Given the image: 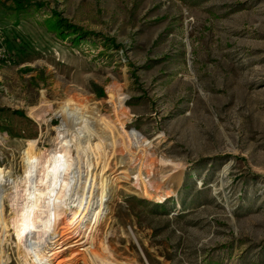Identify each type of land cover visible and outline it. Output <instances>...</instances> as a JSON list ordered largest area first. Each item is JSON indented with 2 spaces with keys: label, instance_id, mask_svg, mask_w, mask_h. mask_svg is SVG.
<instances>
[{
  "label": "rangeland",
  "instance_id": "obj_1",
  "mask_svg": "<svg viewBox=\"0 0 264 264\" xmlns=\"http://www.w3.org/2000/svg\"><path fill=\"white\" fill-rule=\"evenodd\" d=\"M56 15L81 37L51 32ZM0 35V264H27L13 182L54 154L70 101L90 108L68 120L81 175L92 129L116 160L89 230L69 212L43 264H264V0H0ZM138 146L151 174L131 172ZM153 178L174 192L145 196Z\"/></svg>",
  "mask_w": 264,
  "mask_h": 264
},
{
  "label": "bare ground",
  "instance_id": "obj_2",
  "mask_svg": "<svg viewBox=\"0 0 264 264\" xmlns=\"http://www.w3.org/2000/svg\"><path fill=\"white\" fill-rule=\"evenodd\" d=\"M78 110L84 116L88 113L86 111H90V108L80 107L78 103L70 101L55 110L56 115L63 116L65 123L58 128L57 147L53 149L54 154L49 153L45 149L46 151H40L37 156L32 155L30 159L36 163L33 166L32 177L29 179L19 178L18 181L13 182L15 191L12 197L14 209L12 225L18 243L26 247L24 257L27 264H33L29 260L30 255L36 256L38 264H43L46 257L54 258L50 248L54 246L52 242L56 238L62 219L69 212H75L76 216L71 217L63 226L70 225L73 228H77L78 225L80 227L86 225V230H89L91 219L94 218L100 209L99 194L101 190L99 177L110 168L111 163L116 158L112 149L107 150L110 144L106 145V139L104 140L103 135L92 129V132H96L98 138V142L95 143L96 151L91 157L95 156V158L92 161L88 159L87 166L88 169L89 167L91 169L90 176L83 177L84 174L81 175L80 170L78 171L76 168L77 164L75 165V161H73L74 158L71 157L74 145L69 144L71 142L69 139L73 136V133L69 132L71 136L68 137V120L70 119L71 111ZM115 116L119 119V124L124 123L125 119L120 117L119 114H115ZM104 129L110 130L112 137L116 135L115 131L117 128L104 127ZM85 138L87 140L84 143L89 149L92 144V142L90 143L91 135L88 134ZM119 146H121L120 143ZM131 146H133V143ZM120 150H116L117 156L122 152ZM140 153L143 154L142 161L140 165L131 167V172L135 175L141 173L145 175L151 174L154 164L152 165L150 161L148 162L150 155L146 146H138L130 154L136 160L140 157ZM120 166L123 165L121 164ZM147 168L150 169L145 170ZM142 191L147 197L161 200L171 195L174 189L165 179L153 178L151 184L143 187Z\"/></svg>",
  "mask_w": 264,
  "mask_h": 264
},
{
  "label": "trees",
  "instance_id": "obj_3",
  "mask_svg": "<svg viewBox=\"0 0 264 264\" xmlns=\"http://www.w3.org/2000/svg\"><path fill=\"white\" fill-rule=\"evenodd\" d=\"M46 25L51 32L57 33L63 39L75 41L81 37L80 28L67 24L64 20L59 18L58 15H56L55 19L52 17L48 18L46 20ZM70 27L74 29L71 35L67 34V30H69Z\"/></svg>",
  "mask_w": 264,
  "mask_h": 264
},
{
  "label": "built area",
  "instance_id": "obj_4",
  "mask_svg": "<svg viewBox=\"0 0 264 264\" xmlns=\"http://www.w3.org/2000/svg\"><path fill=\"white\" fill-rule=\"evenodd\" d=\"M11 60L10 51L0 35V61L9 62Z\"/></svg>",
  "mask_w": 264,
  "mask_h": 264
}]
</instances>
